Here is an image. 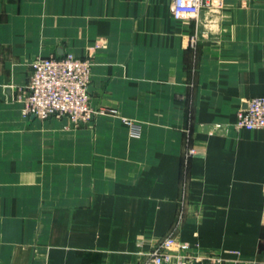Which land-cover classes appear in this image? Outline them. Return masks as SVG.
Returning <instances> with one entry per match:
<instances>
[{"label":"crops","instance_id":"crops-1","mask_svg":"<svg viewBox=\"0 0 264 264\" xmlns=\"http://www.w3.org/2000/svg\"><path fill=\"white\" fill-rule=\"evenodd\" d=\"M171 2L0 0V264H139L168 234L264 264V128L233 127L264 96V0L182 20ZM68 52L104 112L22 114L30 62Z\"/></svg>","mask_w":264,"mask_h":264},{"label":"built area","instance_id":"built-area-1","mask_svg":"<svg viewBox=\"0 0 264 264\" xmlns=\"http://www.w3.org/2000/svg\"><path fill=\"white\" fill-rule=\"evenodd\" d=\"M219 0H172L171 15L176 20L196 17L204 9H209ZM92 59L66 53L61 57L38 56L30 62V73L26 85L19 92L23 100L24 112L39 119L50 116H65L74 126L90 123L104 108H96L91 103L90 80ZM132 135L140 133V126L123 119ZM219 126V125H217ZM237 130L264 128V96H253L245 101L233 122ZM194 153L189 148L188 155ZM190 245L180 242L168 234L156 242L149 250L140 252L139 264H222L215 256L205 261L189 255Z\"/></svg>","mask_w":264,"mask_h":264},{"label":"rangeland","instance_id":"rangeland-1","mask_svg":"<svg viewBox=\"0 0 264 264\" xmlns=\"http://www.w3.org/2000/svg\"><path fill=\"white\" fill-rule=\"evenodd\" d=\"M26 85V84H25ZM23 88V87H22ZM22 88H20L19 90H18V92L16 93V95H15V99L14 100H16L17 102H19L20 104H21V112H22V114H24V115H28V114H26L25 112H24V103H23V100H19L20 98L18 97V94H19V92H21V90H22ZM43 120V119H42Z\"/></svg>","mask_w":264,"mask_h":264}]
</instances>
